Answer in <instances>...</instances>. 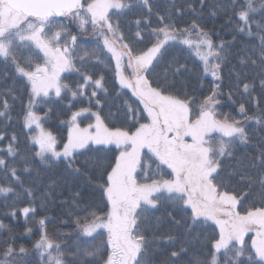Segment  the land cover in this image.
Instances as JSON below:
<instances>
[{
    "label": "snow or ice",
    "instance_id": "obj_1",
    "mask_svg": "<svg viewBox=\"0 0 264 264\" xmlns=\"http://www.w3.org/2000/svg\"><path fill=\"white\" fill-rule=\"evenodd\" d=\"M141 3L151 13L149 0H141ZM200 3L203 7L205 0ZM135 6L132 0H84V3L81 0H0V63L10 65L17 78L24 80L25 87L30 88L23 122L26 128L34 126L37 130L30 137L32 148L22 149L15 133L7 132L12 109L19 99L17 89L14 85L0 87V120L4 122L0 127V142L8 141L5 148L0 149V175L5 182L22 186L25 181L21 177L32 173L30 165L37 160L44 165L63 160L71 167L76 163L75 155L79 150H88L90 144H115L123 149L114 164L107 165L111 171L107 172L106 186H100L102 195L111 204L110 211L97 215L89 205L81 207L78 203L80 193L76 192L68 202L74 209L76 227L73 251L67 252L69 246L50 238L46 231H42L34 247L44 264H147L146 257L155 240L141 231L142 213L149 208H158L164 198L174 201L180 212L191 213L186 229L188 234L209 220L220 226L219 237L210 245L207 254L210 259L193 255L190 264H222V258L224 264H257V257L259 264H264V138L260 140L256 156L237 157L233 145H248L252 137L241 121L217 112L219 97L224 95L221 85L227 59L225 50L231 44L213 41L195 20L187 27H178L171 12L157 16L159 26L156 28L150 27L147 18L137 19L134 21L137 31L126 33L109 13L115 9L119 10L115 13L118 15ZM227 11L230 13L228 23H232L233 18L239 22L238 34L246 33L259 39L258 50L250 49L239 60L242 69L251 68L252 72L241 71L235 76L237 91H241L242 85V94L260 110L258 116L249 117L245 104L241 103L239 112L245 116V122L255 121L264 128V0H260L259 6L254 0H229ZM182 14V9L177 7L175 15ZM215 14L212 11V15ZM58 16L77 21L79 29L86 30L90 26L94 39L89 43L95 47L86 50L78 43L77 36L63 27L53 32L51 24ZM257 16L260 19H256ZM142 25L147 31L141 30ZM180 37H184V45L195 51L203 64V71L210 73L215 81L210 94L198 103L194 97L181 96L173 91L176 80L170 77L188 71L185 65L170 62L163 76L149 79L164 60L171 42ZM65 38L67 40L62 44ZM138 44H146V47L139 49ZM23 52L33 55L25 58ZM39 58L44 60L43 64L34 63V59ZM105 59L109 63L115 60L116 79L121 87L131 89L143 104L149 122L140 123L138 127L133 125L134 131L109 128L97 112L94 113L95 124L81 128L78 117L90 109H80L71 114L67 143L58 151L56 137L44 127L53 109L49 108L40 115L35 111L37 101L53 103L48 99L50 94L62 98V92L66 91L73 98L87 94L89 103L102 107L98 93L108 94L105 78L100 73H90V68L104 65ZM77 64L80 67H76ZM126 68L131 69L134 79L125 75ZM65 71L78 73L80 82L74 86L63 83L60 77ZM7 79V73L0 74V85ZM257 84L261 95L254 97L252 93ZM227 96L231 98L232 93ZM117 98L122 99L120 94ZM122 107L125 122L135 119V109L127 101ZM117 111H120L119 107ZM214 132L220 133L219 140L210 135ZM145 148L160 164L172 170L173 179H151L150 183L137 180V169L146 176L141 158ZM225 160L234 161L227 173ZM92 163L103 167L100 161ZM17 164L22 167H16ZM73 172L79 175L81 169L76 167ZM24 191L31 195L30 189ZM9 193L15 195V189L0 184V194ZM20 211L26 218L36 212L31 206ZM81 212L84 214L80 215ZM10 215L15 216L16 212ZM169 218L177 225L181 223L171 213ZM39 224L43 226L45 220L41 219ZM3 227L0 223V228ZM105 230L107 239L101 241ZM253 230L256 239L251 242V248H254L251 253L244 246V237ZM172 239L168 237L169 241ZM96 241L100 243H94ZM109 247L111 251L107 253ZM246 251L250 254L242 260ZM25 255L27 252L23 247L17 249L9 243L0 251V264H20L19 258ZM185 255H188V249L181 247L170 253V259L179 261Z\"/></svg>",
    "mask_w": 264,
    "mask_h": 264
},
{
    "label": "trees",
    "instance_id": "obj_2",
    "mask_svg": "<svg viewBox=\"0 0 264 264\" xmlns=\"http://www.w3.org/2000/svg\"><path fill=\"white\" fill-rule=\"evenodd\" d=\"M132 2L136 6L131 11H125L118 15L113 13L111 16L113 21L120 22L126 33L137 31L134 25V21L137 19L144 20L147 18L151 22L150 27L156 28L159 26L157 16L171 12L173 13V22L178 27H187L195 20L209 33L213 41L217 43L221 41L230 42V48L225 50L227 59L222 73L224 80L221 85V91L224 95L219 97L220 104L217 106V112L222 116H230L235 120L241 121L248 135L252 137L248 145L234 144L233 148L236 156H256L260 140L264 138V128L255 121L249 120L245 122L246 118L239 112V106L241 103L245 104L249 117L258 116L260 110L254 104L248 102L249 97L247 95L242 94V85L241 91H237L235 73L241 71L252 72L251 68L242 69L239 60L250 49L256 48L258 50L259 39L257 36L250 37L246 33L238 34L236 27L239 22L235 18H233L232 23H228L230 16L227 11L229 0H205L203 7H201L200 0H149L151 13L141 3V0H132ZM254 4L259 6L260 0H254ZM189 5L194 11L189 8ZM177 7L182 9V15H175ZM212 11H215L216 14L212 15ZM68 19L70 20L71 18ZM256 19H260V16H257ZM141 30L147 31V27L142 25ZM253 31L255 32L256 29H253ZM67 32L77 36L78 43L86 50L91 51L95 47L94 44L89 43V41L94 39L93 30L90 26H87L86 30L79 29L78 22L70 20L67 24ZM193 37L195 36L193 35ZM146 39L148 38L146 37ZM145 47L146 44L137 45L139 49ZM78 54L83 55V52ZM22 55L27 58L32 56L33 53L23 52ZM41 60L42 58L34 59V63L39 64ZM173 61L179 65H185L188 69V71L181 73L179 76L170 77L176 80V89L173 90L176 94L181 96L187 94L194 97L197 103L210 94L211 89L215 86L214 78L210 73L203 71L202 62L195 57L189 47L187 48L176 41L171 42V46L168 47L164 55V60L157 66L153 76H149V79L151 80L155 76H163L164 69ZM76 67H80V65L77 64ZM81 70L83 71L84 69ZM91 72L100 73L105 78L104 86L107 88L108 94L105 96L103 93H98V96L102 99V107L89 103L87 94L73 98L71 93L66 91L61 94L62 98H48L53 103L37 102L35 110L40 115L47 112L49 108L53 109L44 127L56 137L58 149H62L63 145L67 143L70 131L68 121L71 114L80 109H90L91 113L80 120L83 126L94 121V112H98L104 118L105 124L109 128L120 127L134 131L133 125L138 127L140 123H145L149 120L146 110L143 109V105L132 93V90L122 88L119 85L115 77L113 59L110 63L105 59L104 65L94 69L90 68ZM130 72L131 70L127 68L125 75L129 78L132 77ZM3 73H7L9 79L0 87L14 85L17 89L16 95L19 97L12 109L11 122L7 125V132L15 133L22 149L32 148L31 135L23 122L30 88L25 87L26 82L24 80L17 78L10 65L0 63V74ZM62 82L74 86L80 82V76L74 71L64 73ZM229 92L232 93L231 98L227 96ZM117 94H120L122 99H118ZM260 95L261 89L259 84H257L256 91L252 93V96L259 97ZM124 101H127L135 109V119H129L127 122H125L122 107ZM118 107L120 108L119 112L117 111ZM2 126H4V122L0 120V127ZM216 136L218 135L212 137L217 139ZM7 143V140L0 142V149L5 148ZM118 156L119 149L115 146H90L88 150H83L75 155L76 163L71 167L63 160L49 162L47 165L41 164L37 160V162L30 165L33 168L32 173L21 177L25 181L22 186L5 182L3 176L0 175V184L11 186L15 189V195L11 193L7 195L0 194V223L5 226L0 228V251H3L11 243L17 249L23 247L27 252V255L19 258L20 264H44L34 245L40 239L42 231H46L50 238L61 244L66 243L69 246L67 252L71 253L73 251L72 246L76 242V227L74 209L71 208L68 202L72 199L74 193L79 192L81 200L78 203L81 207L89 205L90 210L95 211L97 215H103L108 212L110 205L106 196L102 195L100 186H106L107 172L111 171L107 165L114 164V160ZM4 158L8 159L7 156ZM93 161L102 162L103 167L97 166L92 163ZM85 162H88L87 165ZM232 164H234V161H224L225 173L231 171L230 165ZM16 167L22 166L17 164ZM76 167L81 169V174L77 175L73 172ZM253 175H255V172H253ZM150 180L146 181L150 183ZM237 187L243 186L237 185ZM24 189H30L31 195H26ZM26 206L35 208V214L30 213L27 218L24 217L20 210ZM13 211L16 212L15 216L10 215ZM169 213L181 223L179 225L175 224L169 218ZM241 213L243 214L242 209ZM79 214L83 215L84 213L81 212ZM190 216V212H180L174 201L164 198H162L158 208L152 209V212L142 216L141 231L150 239L155 240V243L150 245L149 255L146 257L147 264H190V257L193 255L200 256L202 259H210L207 254L210 251V245L219 237L220 230L218 225L207 221L198 225L191 234H188L186 229ZM41 219L45 220L43 226L39 224ZM26 229H31V231L29 232ZM251 236L252 234L250 233L249 239ZM168 237L173 239L169 241ZM105 239H107L106 230L105 235L100 240ZM94 243L98 244L100 241ZM181 247L188 249V255L182 256L179 261L171 260L170 253L179 251ZM246 249H250L251 253H254L251 243L246 246ZM110 251L109 247L107 253H110ZM249 254L246 251L245 256L241 257V259L246 260ZM256 260L257 264H259L258 257ZM222 264H224L223 258Z\"/></svg>",
    "mask_w": 264,
    "mask_h": 264
},
{
    "label": "rangeland",
    "instance_id": "obj_3",
    "mask_svg": "<svg viewBox=\"0 0 264 264\" xmlns=\"http://www.w3.org/2000/svg\"><path fill=\"white\" fill-rule=\"evenodd\" d=\"M88 2H91V0H88ZM119 10H115V9H113V10H110V16H112L113 15V13H116V12H118ZM70 20H72V19H70ZM69 19H67V18H64V19H54L53 21H52V24H51V29H52V31L53 32H55V31H59L60 29H61V27H63L66 31H67V24L69 23V21H70ZM113 20V19H112ZM193 39H195V37H192ZM183 37H180L176 42H178V43H180V44H182V45H184L183 43H182V41H183ZM67 40V38H65V40H62L61 41V43L63 44L65 41ZM184 46H186L187 48H188V46L187 45H184ZM190 49V48H189ZM191 51H192V53L195 55V57L197 58V59H199V57L198 56H196V54H195V51L194 50H192L191 49ZM42 55V54H41ZM200 60V59H199ZM113 61H114V64H115V60L113 59ZM44 63V60L42 59L41 60V62L39 63V64H43ZM127 69V68H126ZM126 69H125V72H126ZM131 70V69H130ZM70 72H73V71H65V72H63V73H61V77H60V79H61V81H62V75H64V73L66 74V73H70ZM131 73V72H130ZM130 79H134V77L132 76ZM118 80V79H117ZM118 83H119V81H118ZM120 85V84H119ZM122 88H124V87H122ZM63 93V92H62ZM49 98H57V97H55L54 95H51L50 94V96H49ZM39 101V100H38ZM37 101V102H38ZM141 103V102H140ZM142 104V103H141ZM143 105V104H142ZM36 111V110H35ZM94 113H97V112H94ZM146 113H147V111H146ZM89 114H91L90 113V111L89 112H86V113H83L80 117H78V123H79V125H80V127L81 128H85V127H87L89 124H95V119H94V121L93 122H91V123H88L87 125H85V126H83L80 122V120H82L84 117H85V115H89ZM147 115H148V113H147ZM93 117L95 118V116L93 115ZM148 119L150 120V118L148 117ZM149 120H148V122H149ZM148 122H145V123H148ZM68 126H69V128L71 129V124H70V120L68 121ZM27 130H28V132L30 133V135L32 136V135H35L36 134V129H35V127L33 126V128L32 129H28L27 128ZM211 136H214V135H218V136H216L217 137V139L216 140H219L220 139V133H218V132H214V133H211L210 134ZM187 140H188V142H191V140H190V138H186ZM90 146H93V147H108V146H115V147H117L115 144H110V145H94V144H90L89 145V147ZM233 147H234V145H233ZM118 149H119V154H120V151H122L123 149L122 148H120V147H117ZM57 150L59 151V150H62V149H58V146H57ZM130 150V149H129ZM81 151H83V150H79V152H81ZM142 165H143V172L144 173H146V176L144 175V174H142L141 173V169H137V180L139 181V182H147L146 180H149V178L150 179H157V180H159V179H173L174 178V173L172 172V170L170 169V168H168L166 165H163V164H160L159 163V161H158V159L154 156V154L153 153H151L147 148H145L144 150H143V152H142ZM149 165H150V167H149ZM151 181V180H150ZM109 205H110V208H111V204H110V202H109ZM150 212H152V209L151 208H149L148 210H145L143 213H142V216L143 215H146V214H148V213H150ZM221 218H223V217H221ZM211 223H213V224H216L214 221H211V220H209ZM216 225H218V224H216ZM218 228H219V230H220V226L218 225ZM250 233L252 234V236H251V238L249 239V235H250ZM249 239V240H248ZM253 239H256V235H255V231L253 230V231H249L246 235H245V237H244V246H245V248H246V246H249L250 245V243L252 242V240Z\"/></svg>",
    "mask_w": 264,
    "mask_h": 264
},
{
    "label": "water",
    "instance_id": "obj_4",
    "mask_svg": "<svg viewBox=\"0 0 264 264\" xmlns=\"http://www.w3.org/2000/svg\"><path fill=\"white\" fill-rule=\"evenodd\" d=\"M81 2L84 3V0H81ZM54 18H63V17H59V16H58V17H54Z\"/></svg>",
    "mask_w": 264,
    "mask_h": 264
},
{
    "label": "crops",
    "instance_id": "obj_5",
    "mask_svg": "<svg viewBox=\"0 0 264 264\" xmlns=\"http://www.w3.org/2000/svg\"><path fill=\"white\" fill-rule=\"evenodd\" d=\"M110 211V210H109Z\"/></svg>",
    "mask_w": 264,
    "mask_h": 264
}]
</instances>
